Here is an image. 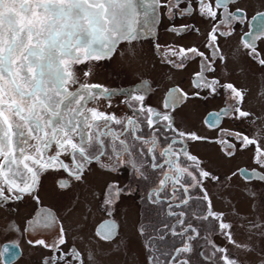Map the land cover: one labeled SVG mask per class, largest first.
Instances as JSON below:
<instances>
[{
	"label": "snow or ice",
	"instance_id": "6c2138e0",
	"mask_svg": "<svg viewBox=\"0 0 264 264\" xmlns=\"http://www.w3.org/2000/svg\"><path fill=\"white\" fill-rule=\"evenodd\" d=\"M238 2L0 0V207L26 198L40 204L45 174H67L70 179H54L52 191L56 196L68 197L71 206L74 193L67 190L73 183L88 185L97 170L107 175L126 171L151 186L145 198L159 206L165 217L161 226L153 229L155 234L146 238L148 264H189L193 242L198 238L205 239L210 248V254L205 255L209 264H242L228 246L248 255L255 252L254 247L239 243L235 233L247 232L249 239L258 233L264 238V221L248 218L234 207H229V212L235 213L229 221L224 211L216 210L209 185L227 193L238 175L264 182V144L256 135L220 128L214 143L220 146L221 154L232 158L251 152L256 168L216 173L190 151L191 145L209 142V138L178 127L173 114L176 106L189 98L208 99L222 91L225 107L209 115L206 123L210 127H218L224 118L256 123L253 108L258 104L264 109V56L253 43L241 38L248 57L260 69L256 86L249 83V79H256L251 65L241 73L242 84L226 76L223 81L216 78L220 64L228 67L220 40L233 35L234 22L246 19L242 7L230 11V6ZM160 7L167 8L171 19L197 13L210 22L205 47L211 49V57L195 46L169 48L165 57L178 68L200 58V71L192 81L197 91L189 97L179 89L170 90L163 110H157L145 102V85L125 93L128 98L123 103L131 115L105 110L112 107L115 93L88 82L93 69L101 61L110 62L122 43L129 46L128 56L134 57L133 45L142 32L154 34ZM257 16V29L264 34V13ZM188 30V25L179 31L171 29L177 35ZM245 35L251 37L250 33ZM208 74L213 78L209 79ZM102 98L108 101L106 105H101ZM124 191L115 181L107 185L101 208L109 216L115 213L118 197ZM193 220L210 225L209 235H218L225 244L201 237ZM25 230L52 237L49 241H29L33 247L52 253L42 264H86V260L87 264H96L75 243L69 245L66 229L50 209L41 208L27 221ZM57 230L58 234L52 236ZM138 232L143 236L145 228L141 226ZM117 235L114 220H106L95 231L103 242H111ZM260 264H264V258Z\"/></svg>",
	"mask_w": 264,
	"mask_h": 264
},
{
	"label": "flooded vegetation",
	"instance_id": "af4514ba",
	"mask_svg": "<svg viewBox=\"0 0 264 264\" xmlns=\"http://www.w3.org/2000/svg\"><path fill=\"white\" fill-rule=\"evenodd\" d=\"M161 3H167V0H161ZM254 5L256 10L253 11L251 7ZM193 6L195 7V4ZM180 7L183 8L185 5L181 4ZM235 7H242L246 15L243 23L238 21L233 23L234 33L231 35L234 39L231 48L234 51L235 64L238 66L234 72L239 77L244 72V67L240 62V52L245 57L244 66L246 69L249 65L259 68L248 57L247 51L243 47L242 37L249 43H253L257 51L264 56V34L257 29L259 20L257 14L264 13V0H239L235 6H230V11H235ZM253 17H257V19H253ZM183 25H188L189 29L184 34L177 35L176 32L171 31L174 27L179 31ZM210 27V22L197 13L185 17L177 15L176 18L171 19L167 8H158L154 34L142 32L140 40L134 42L133 45L136 49L134 57L128 56L126 49L129 46L122 43L118 53L110 62L101 61L93 69V74L88 82L99 84L115 93L111 97L112 107L105 110L115 112L117 115L124 113L131 115L123 103L128 98L125 93L135 92L145 85L148 88V91L142 93L145 95V102L157 110H163L164 100L170 90L179 89L192 97V94L197 91L193 87L192 81L195 79V74L200 71V58L187 61L184 67L178 68L169 63L165 57L168 56L169 48H190L193 46L204 52L206 56L211 57V49L205 47L208 43L206 36H208ZM196 29L199 31L197 32ZM226 30L228 29L226 28ZM246 33H250L251 37L246 36ZM199 35H205L206 39L199 41ZM188 37H194L195 40ZM221 40L220 44L224 51V43ZM157 46H159V50H157ZM172 60H176V58L172 57ZM115 61H119V63H117V68L113 69ZM176 62L179 63V61ZM80 67L84 68L85 66ZM221 73L225 75L221 76ZM254 73L259 76V72ZM208 76L209 79L213 78L212 74H208ZM225 76L228 79L227 69L223 67V64H220L216 78L223 81ZM241 77L240 83L235 80L238 85L243 83ZM256 78L260 79V77ZM203 95L202 92L201 96ZM224 101L222 91L221 94L208 99L189 98L183 101L176 106L173 113L177 118V126L209 138V142L191 145L190 151L203 160L206 165H210L216 173H231L238 169L251 171L256 168L251 158V152L238 153L232 158H226L221 154L220 146L214 141L219 135L220 128L233 132H245L249 136L256 135L261 144L263 143L262 135L248 130L247 123L230 118H224L218 127H210L206 123L210 114L220 112L225 107ZM100 103L106 105L108 101L102 98ZM189 104H194L192 107L194 121H191L193 125L181 115L182 110ZM54 179L70 178L62 171L51 175L45 174L39 191L40 204L26 198L23 202H10L4 207H0V264H42L45 257L52 255L50 251L42 247H33L29 244V241L36 239L49 241L51 236L32 235L25 230L27 221L31 220L41 208L52 210L60 218L66 229L69 245L75 243V247L82 254L83 250L88 249L87 253L83 255L86 258L88 256L95 258L96 264L100 262V255L106 257L120 251L124 255L123 260L130 258L131 255L126 254L130 246L134 248L131 252L134 254L133 259L139 264H148V254L145 248L148 242L146 238L155 234L153 229L160 227L165 217L159 206L150 203L145 198L147 192L151 190V186L147 182L138 180L126 171L119 175H107L97 170L88 185L73 183V186L67 190L70 194L74 193L71 206H69L68 197H59L53 194ZM113 181L125 191L118 197L115 213L109 216L103 211L101 204L105 198L107 185ZM128 189L131 190L128 191ZM209 192L216 210L224 211L229 221L235 217V213L229 212V207L238 209L248 218L264 221V182L238 175L231 181L229 192H222L216 185H209ZM106 220H114L117 224L118 235L111 242L100 241L95 236L96 228ZM192 223L198 227L201 237H208L221 246L225 244V241L218 235H209L211 226L207 223L200 224L196 220H193ZM141 226L145 228L143 236L138 232ZM57 234L58 230L54 231L52 236ZM235 238L239 243L254 247L255 252L248 255L229 245L230 253L238 257L242 264H260L261 259L264 258V238H261L257 233L249 239V233L243 231L236 232ZM193 245V252L188 257L189 264H209L205 260V255L210 254V248L205 239L198 238L193 242ZM92 249H94L95 257L92 254ZM137 250L141 252L140 258L136 255ZM122 263L124 262L122 261Z\"/></svg>",
	"mask_w": 264,
	"mask_h": 264
},
{
	"label": "rangeland",
	"instance_id": "374dc122",
	"mask_svg": "<svg viewBox=\"0 0 264 264\" xmlns=\"http://www.w3.org/2000/svg\"><path fill=\"white\" fill-rule=\"evenodd\" d=\"M253 1H255V0H253ZM251 9L253 11L256 10V6L255 5L252 6ZM224 30L227 31L226 29H224ZM199 36H200V37H198L199 41L201 39L204 41V39H206V37H207V36L205 37V35H199ZM188 38L195 40L194 37H188ZM233 40L234 39L232 36L228 37L226 40L225 39L221 40L224 43L223 44L224 45L223 55H225V57L227 58L228 67L226 69H227L228 80L233 81V82H235V80H236L238 83H240L241 75H239V77H238L236 75V73L234 72L238 66L235 64V55H234V51L231 48V46H232L231 44H232ZM240 55H241V61H240L241 65L244 67V72H246L247 69H246V66H244L245 65V59H244L245 57H244V55H242V52H240ZM117 63H119V61H115L114 66L112 67L113 69L117 68V65H118ZM252 67L255 68V69L252 68L253 72H259L260 71L259 68L257 69V67H255L253 65H252ZM256 77H259V76L256 75ZM241 79L244 81V78L241 77ZM249 83L253 86H256L259 83V78L249 79ZM192 107H194V104H189L181 112V115L183 117H185L189 122L194 121V112L192 111ZM253 110L256 113L258 119H257L256 123L248 122L247 123V129L250 131H254L259 135L261 134L262 140H263L262 144H264V118H263L264 109H262V107L257 104V106L253 108ZM191 124L193 125V122H191ZM123 230H125V228H123ZM87 250H83L84 255L87 253ZM100 250L105 251L104 249H100ZM133 250H134L133 246H130L129 250L126 251V254L129 256L131 255V257L129 258L127 256L128 259H125V260H123L124 255L122 254V251H120V250H119L120 251L119 253H114V254L108 255L106 257H103L102 255H100V262L98 264H121L122 261L124 262L122 264H131V262H132V264H139L138 262H136L135 259H133L134 254L131 253ZM136 252H137L136 255L138 256V258H140L141 252L139 250H137ZM92 254H94V249H92ZM94 257H95V254H94ZM94 260H95V258H94ZM86 264H87V261H86Z\"/></svg>",
	"mask_w": 264,
	"mask_h": 264
}]
</instances>
